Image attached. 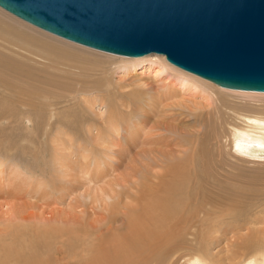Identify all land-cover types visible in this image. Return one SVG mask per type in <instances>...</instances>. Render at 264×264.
<instances>
[{
    "label": "bare ground",
    "instance_id": "bare-ground-1",
    "mask_svg": "<svg viewBox=\"0 0 264 264\" xmlns=\"http://www.w3.org/2000/svg\"><path fill=\"white\" fill-rule=\"evenodd\" d=\"M0 10V14L5 12L1 7ZM6 13L24 22L10 12ZM16 31L0 21V119L6 117V112L25 113L29 111L25 109L26 106L33 108L31 103L23 100V96H32L36 89H29L24 80L31 75L18 60V53L9 46L15 45L32 55L37 53L33 50V45L38 44L32 42L30 48L27 44H31V41H21L22 44L17 42L21 37L15 39ZM46 33L57 38V35ZM17 35L19 37L21 34ZM20 44L27 45L30 49ZM92 50L118 60L117 68L129 73L136 71L139 65L141 69H151L153 72L151 76L155 79L156 87L142 89L141 92L132 90L127 100L119 97L120 90L122 96L126 95L122 92L123 88L119 84L114 86L110 78L105 76L98 82L103 91L94 87V94L82 99V103L92 110L96 117L88 119L84 116L85 109L82 108L81 102L69 113L81 126L87 124L88 130H96L94 134H89V146L97 147V144L111 140L120 135L119 131L122 129L125 144L133 154L132 158L128 156V171L123 177L108 183L107 188L104 186L107 181L103 182L105 189H99V199L102 203L100 208H103V213L92 222L85 223L87 216L82 214L84 209L79 205L71 203L67 208H61L58 204L51 203L48 211L41 212L40 216L44 222L32 223L31 228L23 224L17 229L12 226L2 232L0 229V264H51L50 259H64V262L66 259V264H264V202L257 198L259 193L252 192V184L237 190L232 188L231 192L223 184L224 191H215L207 181L212 175V170L204 163L203 158L206 157L200 155L205 153L207 143L203 138L210 136L211 132L212 138L218 142L228 135L231 152L242 161L264 163V104L258 107L248 104L243 106L244 108L241 107L233 121L229 119L227 122V119L221 118L224 116L218 115L216 120L212 121L210 115H203V108L197 106L201 102L194 100L195 96L191 97L192 99L175 98L176 94L191 93L192 89L197 90L199 95L204 92L210 96L207 86L217 84L171 64L163 56L156 57L163 61L154 59L145 66V59H152L153 56H158L157 53L133 57L94 48ZM153 65H156L155 68ZM97 69H100L103 75L106 72L101 67L92 68L94 71ZM163 73L165 76L156 78ZM6 94H10L13 97L12 102L18 104L15 108L6 106ZM202 96L204 102L201 104L204 108L209 107L208 97L204 98L206 96L203 94ZM180 100L191 101L195 110L201 109L200 113H188L191 110L185 112V115L177 113L172 107L176 105L175 101ZM40 105V108L34 111L37 121L34 122L33 132L48 137L53 131V124L49 121L51 104ZM97 105H105V112L97 113L94 110ZM186 108L189 109V106ZM52 109L54 110L53 107ZM46 110L50 112H45ZM44 112L48 118H45ZM209 112L207 111L208 114ZM25 115L28 113L23 114ZM28 118L30 122L31 119ZM64 125L70 126L68 122ZM203 127L207 132H200ZM60 130H55L49 142L53 151V173L66 180L69 176L66 164L68 144L61 140L60 134L65 131ZM68 146L71 147L70 144ZM124 147L126 149V146ZM3 160L0 157V197L3 195L14 202L36 195L41 199L47 198L44 191L47 184L35 181L36 179L31 177L32 174L28 176L25 171L24 174L16 165H10L7 175L2 178ZM103 164L108 165V162L103 161ZM31 166L33 165L30 164L29 167ZM58 169L62 171L56 173ZM20 183H23V186H20ZM118 185L122 189L117 190ZM59 189L56 188L57 191L62 190ZM64 194L67 193L64 191ZM54 196L56 198V194ZM108 197H114L113 201L108 202ZM50 198L48 195L49 200ZM94 200L96 202V199ZM6 201L1 207L9 206ZM24 205L26 204L13 206L19 211ZM78 207L81 212L76 210ZM44 214L48 215V218L43 217ZM31 217L32 212L23 216L24 220ZM237 220L238 224L235 222L236 225L231 226V223ZM60 224L65 225V228L61 229ZM219 242L225 244L221 246L220 252H214ZM40 251L46 254V259L43 260ZM50 254H54V258Z\"/></svg>",
    "mask_w": 264,
    "mask_h": 264
},
{
    "label": "rangeland",
    "instance_id": "rangeland-1",
    "mask_svg": "<svg viewBox=\"0 0 264 264\" xmlns=\"http://www.w3.org/2000/svg\"><path fill=\"white\" fill-rule=\"evenodd\" d=\"M3 13H5V15H3ZM6 15H8L9 18L6 17ZM0 21H3L12 29L14 28L18 31H16L17 38L15 39H18L20 37L22 38V36H24V39L20 38L19 40H17V42H20L22 44V42L28 40L29 43L31 41V44H27L28 46L36 43L39 47L38 48L37 46H34V44L33 47L35 49H33V47L32 49L37 53L31 55L20 47L18 48L15 45L9 46L10 49L18 53V55L20 56H17L18 60H20V62L27 68L31 75L29 76V78L24 79L26 85H28L29 89L31 90L35 88L36 89L32 96H23V100L31 103V106L33 107H25L26 110H29L25 112L28 113V115L23 116V114L25 113L13 114L12 112H6V117L0 119V157L4 159V166L2 168L1 175L2 178L5 177L8 173V167L10 165H16V167L19 168V171H22L24 174L27 173L26 175L28 176H31L32 174L31 177L33 179H36L35 181H42L45 183V185L47 184L44 189L45 193L47 194V198L44 199H41L38 195H36L29 199L27 198L14 202L9 198H5L3 195L0 197L1 232L3 230H8L10 226L17 229L18 227L21 228V226L25 224L27 227L31 228L30 225L32 223L44 222L45 220L41 219L40 216L41 212L44 210L48 211L51 207V203L54 205L58 204L61 208H67L68 204L71 203V205H79L82 210L84 209V212L82 214L84 216H87V218L85 219L86 222H83H92L95 219L99 218L97 217L98 215L100 216V214L103 213V208H100V205H102V203L99 199V189H105L107 188L108 183H110L112 180L123 177V174L128 171L130 158H132L131 156L133 154L129 149L130 147H127V145L125 144L126 140L123 137L124 132L122 129L121 131H119L120 135L113 137V140L111 139L104 142L103 144H97V147L96 145L94 147L89 146V134H94L96 130L94 128L88 130L86 126L87 124L81 126L79 122H76V118L74 116H71L69 113L73 111V109L76 108L77 105L81 102L82 108L85 109L84 116H86L88 119L96 117L94 116V112L90 109H87L86 106L82 103V99L83 97H91L95 91L94 87H98V90L100 89V91H103V89L98 86V82L105 76L110 78L114 86H116L115 84H119L123 88L122 92L126 93V95L122 96L120 94V90L119 97L120 99L124 98L125 100H127L129 99L130 92L132 90L141 92L142 89H153L156 87L155 79L153 76H151L153 72H151V69L149 71L141 69L140 65L136 68V71L131 73L119 69L116 66L118 65V60L114 58H108L103 54L93 51V48L91 47L82 44L80 45L79 43L75 44V42L72 43V41L66 40L60 36H57L56 38L55 36L46 33L47 31L44 32L45 30L43 31L42 29L24 20V22H21L13 16H9V14L6 13V10L5 12H2V14H0ZM17 34L21 35H19L18 37ZM59 37L60 39L69 42L60 40ZM27 45L21 46L25 47ZM12 47H14L15 49ZM29 47L28 49L31 48ZM159 56H163V58H165L164 55L158 54V56H153L152 59H145V66H147L149 61H152ZM158 59L163 61V59L161 58H157L156 61H159ZM155 66L156 65H153V68H155ZM93 67H101L106 72L103 75L101 74L102 72L100 71V69H97V71L92 70ZM163 76H165V73L158 75L156 78L159 79ZM207 89L210 90V96H208V94L204 92L200 93L199 95V92L197 90L194 91L195 89H192L191 91L193 93L190 91L191 93H183L182 95L176 94L175 99H192L191 97L195 96L196 99L194 100H198L202 103L204 102V99L201 98L203 97V94L204 96H206L204 98L208 97L209 99V107L204 108L203 105L199 103L197 106H199L200 108L202 107V111L201 109L195 110L194 105L191 103V101L185 102L183 100V102L185 103L183 104L182 100H180L182 103L180 101H175L176 105L173 106L172 109H174V111H176L177 113H184L183 115H185V112H187L188 110H191L188 111V113L192 112L195 114L200 113L201 111L204 112V116L205 114H207L208 116L210 115L212 121L216 120L217 115L224 116L226 118H221H223L224 120L227 119V122H229V119L233 121V119L235 118L234 116L237 115L241 107L244 108L245 105L258 107L264 104V92H261L262 94L256 93V91L242 92L222 88L218 85L215 86L214 84H210L209 86H207ZM5 96L8 101L6 103V106H8L9 108H15L16 105H18L16 104V102H12L13 97L10 94H6ZM43 103H50V111L52 110L50 114L51 119H49V121L51 122V124H53V131L49 134L48 137H42L40 134H37V136L36 133L33 132V130H35V123L37 121V119H35L36 115H34V111L40 108V104ZM97 106L94 109L97 113L105 112V105H101L98 107ZM186 106H189V109H187ZM52 107L54 108V110L52 109ZM213 108L214 110L217 108L218 109L214 111L212 110ZM47 111L50 112L49 110H46L45 112ZM207 111H210L209 114L207 113ZM27 118L31 119V121L28 122ZM45 118H48L46 113ZM66 122H68L70 126L64 125V123ZM203 128L200 129V132H207V129L204 128V130H202ZM56 129H62L60 130L61 132L67 131L66 133L64 132V134H60V137L61 140H64L68 145L70 144L72 147L71 148L67 145L66 148V164L69 172V176L68 178H66V180L59 177L58 174L53 173V151L52 145L50 144L49 140L53 136ZM209 134L210 136H204L206 139L203 138L205 141H207V143L204 148L205 153L200 155H204L206 157V160L203 158L204 163H206L207 166L209 165L212 170V175L210 173L211 177L209 176V178H207V181L212 184V187H214L213 189L215 191L223 190L222 185L225 184L223 186L229 188L228 191L231 192L233 191L232 188L237 190L240 187L244 188L245 185L252 184L251 186L253 187L250 189L254 194L259 193L258 195L260 197L258 196L257 198L259 200L261 199L264 202V163H254L251 161L247 162L246 160L242 161V159H239L231 152L228 135L224 138H221L218 142L216 141V139L212 138L213 136L211 135V132ZM117 139L118 141H116ZM211 139L213 140L211 141ZM123 143L125 145H123ZM116 144H118V146H115ZM122 145L123 147L126 146V149L125 147L123 149V147H121ZM69 148H71V151ZM89 148L94 149L89 150ZM121 149H123L124 151ZM128 150H130L131 153ZM128 156L130 158H128ZM103 161L104 163L108 162V165L103 164ZM206 161H208V163ZM30 164L33 165L34 168L33 166L29 167ZM122 170L123 172L121 173ZM60 171L62 170L58 169L56 173H60ZM101 171L103 173H101ZM40 173H42L43 176ZM105 174L107 175L105 176ZM52 175H54V177H59V179L61 178V183L59 182V179H57V177L56 180ZM103 175L105 177L102 178ZM38 177H41V179H39ZM54 182L56 183V185ZM103 182H106L107 184L104 185L105 188L104 186H102L104 184ZM220 183L221 186H219ZM20 186H23V183H20ZM67 186L69 187L67 188ZM55 187L57 188V190L59 188L62 190L59 189L60 191H57ZM227 188L225 190H227ZM116 189L120 190L122 189V187L118 185ZM64 191L67 194H64ZM55 194L56 198L54 196ZM48 195L49 198L51 197L50 200L48 199ZM93 198L96 199V202ZM113 198L108 197L106 198V200L108 202H112ZM5 201L9 203V206L5 205L1 207L2 203H4ZM14 204L26 205L21 207V210L18 211L16 207L13 206ZM10 206H13V208ZM76 210L81 212V210H79V207ZM30 212H32V217L24 220L23 216L29 214ZM42 216L48 218V215L44 214ZM50 222L53 223L52 220ZM235 222L238 224L239 221L237 220L232 222L231 226H235ZM60 225H57V227H59ZM62 225L60 228H65V225ZM49 226L51 227L52 225ZM262 235H264V232H262ZM218 244L219 245H217V247H220V250L215 246L217 250L216 248H214V252H220L222 250L221 246H223V244L225 243L219 242ZM40 253L43 260L47 258L46 254L42 253L41 251ZM50 256L54 258V254H50ZM50 261L53 264H60L62 261L61 264H63L64 259L61 261L60 259L57 261H53V259H50ZM65 261L67 262L66 259ZM66 262H64V264H66ZM12 264L20 263L16 262Z\"/></svg>",
    "mask_w": 264,
    "mask_h": 264
},
{
    "label": "water",
    "instance_id": "water-1",
    "mask_svg": "<svg viewBox=\"0 0 264 264\" xmlns=\"http://www.w3.org/2000/svg\"><path fill=\"white\" fill-rule=\"evenodd\" d=\"M54 35L125 55H164L225 88L264 92V0H0Z\"/></svg>",
    "mask_w": 264,
    "mask_h": 264
}]
</instances>
